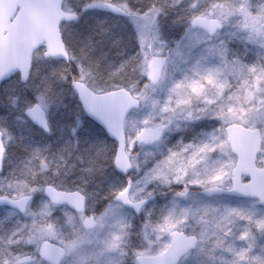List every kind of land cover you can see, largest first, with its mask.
<instances>
[{
  "label": "rangeland",
  "instance_id": "1",
  "mask_svg": "<svg viewBox=\"0 0 264 264\" xmlns=\"http://www.w3.org/2000/svg\"><path fill=\"white\" fill-rule=\"evenodd\" d=\"M177 4L183 12L180 20L157 9H126L116 26L120 30L130 27L127 34L133 32L137 56L132 74L124 82H113L141 101L140 108L124 121L126 152L133 166L130 197L143 198L173 186L192 191L183 198L174 193L149 203L136 217L106 198L110 179L77 187L73 190L85 195L86 214L94 215L96 221L93 230L85 231L83 215L51 205L41 188L27 192L2 176L0 196L31 194L32 200L24 215L0 209V239L10 251L0 253V264H45L36 254L43 240L63 246L66 255L61 264H136V256L164 250L172 230L199 239L179 264H264V208L257 200L197 193L213 185L230 187L235 157L226 142L224 126L228 123L259 130L262 142L256 163L264 167V0H179ZM64 9L72 11L67 6ZM194 16L214 20L222 28L209 37L190 28L188 21ZM71 61L75 72H82L73 53ZM151 61L162 66L155 83L147 78ZM53 68L41 51L34 54L31 72ZM79 79L87 83L84 76ZM4 84L0 102L6 108H1L0 122L6 133L1 131L5 147L13 150V129L27 122L19 113L31 103L13 78ZM26 85L46 113L53 141H67L72 123L74 128L83 125L85 118L72 103L75 95L59 106L48 91L37 88L36 79L30 77ZM17 91L22 94L19 101L14 97ZM24 128L25 133L30 131ZM75 132L70 131L71 161L86 166L88 154L100 160L103 153L92 150L95 144L90 145L86 133L76 136Z\"/></svg>",
  "mask_w": 264,
  "mask_h": 264
},
{
  "label": "water",
  "instance_id": "2",
  "mask_svg": "<svg viewBox=\"0 0 264 264\" xmlns=\"http://www.w3.org/2000/svg\"><path fill=\"white\" fill-rule=\"evenodd\" d=\"M63 0H0V87L15 74L21 83H26L32 69V56L37 49H42L45 59L60 60L68 65L69 58L60 33L61 23L72 22L77 18L74 12L64 11ZM104 11L117 16H124L125 11L117 4L99 1L83 7ZM189 25L213 36L221 25L205 17H193ZM162 67L159 62L148 64V79L157 82ZM70 87L82 108L86 118L98 125L104 134L115 143L112 159L114 169L125 176V187L114 196V201L130 208L135 216L140 215L142 207L156 197L152 194L146 198L132 201L129 198L131 180L129 174L132 165L126 153V137L124 120L129 112L140 107V101L133 97L125 87L114 88L103 92L92 91L83 81L71 78ZM24 117L44 133L50 129L46 113L38 103L23 110ZM226 142L235 157L234 167L230 172V187L217 185L199 189L198 193L205 197L228 196L257 200L264 208V167L256 165L261 150V135L257 128H248L238 123L224 126ZM0 131V173L2 171L5 147ZM244 179V180H243ZM42 195L54 205L66 206L75 213H84L85 196L77 190H61L51 184L42 187ZM188 193L184 190L178 194L183 198ZM31 200L30 195L17 198L0 196V206L16 210L20 214L26 212ZM84 230L95 227L93 216L82 222ZM169 242L164 250L153 255L136 257V264H179L180 260L194 250L198 238L180 230L168 233ZM39 258L48 264H60L64 258V249L51 241L44 240L38 246Z\"/></svg>",
  "mask_w": 264,
  "mask_h": 264
},
{
  "label": "trees",
  "instance_id": "3",
  "mask_svg": "<svg viewBox=\"0 0 264 264\" xmlns=\"http://www.w3.org/2000/svg\"><path fill=\"white\" fill-rule=\"evenodd\" d=\"M97 1H109L123 6L125 9L141 12L157 9L169 18H173L172 15H174V18L176 17L178 20L183 15V12L177 7L179 0H64V7L67 6L71 10H75L78 13V18L71 24L61 25L62 38L70 51V56L72 57V53L75 54L82 64V72H75L74 61L70 62V70H67L62 62L45 60L47 64L54 66L52 71L31 72L30 75L31 78L36 79L37 88L48 91L50 98L55 100L59 106L63 105L69 96L74 95L69 86L70 76L75 79L84 76L87 83L89 82L95 90L89 84L88 86L92 90L100 92L116 87L117 84L125 81L127 75L132 74L133 62L137 56V44L133 32L130 31L127 34L129 26L123 27V30L117 28V20L121 21L124 18L95 10L83 11V5ZM13 80L16 82V87L19 86L29 95L27 102L32 104L37 101V98L32 95V89L26 84H20L16 77ZM108 81H110L109 85L106 84ZM20 95L22 96L17 91V95L14 96L16 101H19ZM10 100H14V98H10ZM72 101L74 105H77L76 108L81 118L85 119L83 125L78 126L80 127L78 130V127L74 128L75 123H72V127L67 133V141L64 139L53 141L51 129L48 134H45L28 121L19 124L14 129L11 124L8 125L16 132L15 145L13 150L7 148L0 178L6 176L8 182L17 183V186H21L27 192L31 189L39 191L42 185L50 183L58 185L62 189L72 190L77 187H91L95 182L101 180L105 182L104 180L110 179V184L104 186L109 193L106 198L111 199L124 184L123 176L116 172L112 165L115 145L96 124L84 116L76 98H73ZM0 105V111L1 108H6L4 102H0ZM23 109L19 113L21 117ZM67 119L69 123L71 117L67 116ZM2 123L0 122V130L3 131ZM65 124H67L66 121ZM24 126L30 128L28 133H25ZM20 129L23 131L21 132ZM71 130L78 131L75 132L76 136L86 133L88 139L91 140L90 145L95 144L92 150L98 149L103 153L101 159L96 160L94 155L88 154L89 163L86 166L81 163H73L71 155L74 153V148L71 144ZM172 189L181 190L175 186ZM156 193L154 192V194ZM162 198L163 196L157 195L149 203L158 202ZM0 209L10 210L5 207H0ZM0 240L2 241H0L2 243L0 253L3 251L10 253L6 245L5 248L3 247V240Z\"/></svg>",
  "mask_w": 264,
  "mask_h": 264
},
{
  "label": "flooded vegetation",
  "instance_id": "4",
  "mask_svg": "<svg viewBox=\"0 0 264 264\" xmlns=\"http://www.w3.org/2000/svg\"><path fill=\"white\" fill-rule=\"evenodd\" d=\"M3 143H4V146L6 145L5 144V141H4V139H3ZM5 149H6V152H7V148L5 147ZM3 165H4V163H3ZM161 193V196H163V198H165L167 195H170V194H174V193H176V194H179L180 192H178V191H176V190H173L172 189V187H170V188H168L167 190H163V191H161L160 192ZM188 193H189V190H188ZM187 193V194H188ZM131 198V197H130ZM162 198V199H163ZM132 199V198H131ZM132 200H136V199H132ZM124 208V207H123ZM128 210H130L129 208H128ZM131 211V210H130ZM73 212V211H72ZM132 212V211H131ZM73 213H75V212H73ZM75 214H77V213H75ZM79 215H83V217H85V216H87V214L85 213V214H79ZM95 218V217H94ZM41 243V242H40ZM39 243V244H40ZM38 244V245H39ZM65 250V249H64ZM36 254H37V257L39 258V256H38V246H37V252H36ZM65 255H66V251H65ZM64 258H65V256H64ZM64 258H63V260H64ZM40 259V258H39ZM41 260V259H40ZM62 262V261H61ZM45 264H48V263H45ZM61 264V263H60Z\"/></svg>",
  "mask_w": 264,
  "mask_h": 264
}]
</instances>
